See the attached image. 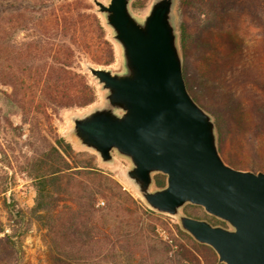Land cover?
<instances>
[{
    "label": "rangeland",
    "instance_id": "obj_1",
    "mask_svg": "<svg viewBox=\"0 0 264 264\" xmlns=\"http://www.w3.org/2000/svg\"><path fill=\"white\" fill-rule=\"evenodd\" d=\"M77 1L89 7L81 13L98 17L103 34L97 40L98 31H92L90 26L86 40L77 39L69 69V76L75 81H69L61 78L56 70L57 61L63 59L62 53H56V47L63 35L62 20L76 19V6L80 7ZM99 1L106 4L108 0ZM152 1L131 0L129 10L141 20ZM197 15L187 0H174L173 18L182 74L186 70L190 84L188 88L183 76L187 92L211 117L223 162L237 170L264 173V0H234L220 26L201 29L196 23ZM182 25L195 37L185 61L179 43ZM38 40L42 42L38 44ZM102 41L112 45L110 65L99 64L108 57ZM88 65L113 72L122 70L120 48L91 0H0V222L3 226L7 224L4 200L13 199L28 213L34 204L35 182L27 168L41 153L55 146L56 140L63 139L71 147L70 157L66 158L70 167L66 175L71 180L60 192L66 193L62 195V204L71 207L70 199L83 189L85 193L95 189L98 178L93 173L96 172L101 177L98 189L102 193H111L114 199L125 198V193L138 206L145 227L153 228L164 241L173 236L179 243L186 244L174 228L178 226L182 230L176 217L150 209L128 181L126 172L131 164L126 158L114 152L112 163L103 164L96 153L78 147L72 139L70 118L99 107L104 101V92L86 70ZM76 77L92 91L95 99L82 107L61 105L75 102ZM151 189H155L153 185ZM112 199L110 197L109 201ZM107 203L106 198L97 196L94 206L105 207ZM197 211L190 204L179 210L182 215L205 220L194 217ZM49 243L46 230L33 221L20 239L19 252L12 253L7 261L52 264ZM134 249L132 246L131 250ZM133 254L138 260L139 251L135 249L134 253L117 252L120 257L102 264H126Z\"/></svg>",
    "mask_w": 264,
    "mask_h": 264
},
{
    "label": "water",
    "instance_id": "obj_2",
    "mask_svg": "<svg viewBox=\"0 0 264 264\" xmlns=\"http://www.w3.org/2000/svg\"><path fill=\"white\" fill-rule=\"evenodd\" d=\"M120 48L122 70L86 66L103 104L70 118L72 139L103 164L126 158L128 181L144 203L176 217L195 242L222 264H264V173L223 162L211 117L187 92L177 44L174 0H153L143 19L131 0H91ZM165 186L152 190V175ZM186 204L225 223L182 215Z\"/></svg>",
    "mask_w": 264,
    "mask_h": 264
},
{
    "label": "trees",
    "instance_id": "obj_3",
    "mask_svg": "<svg viewBox=\"0 0 264 264\" xmlns=\"http://www.w3.org/2000/svg\"><path fill=\"white\" fill-rule=\"evenodd\" d=\"M187 1L198 13L196 23L202 29L205 26H220L228 6L234 0ZM78 4L80 7L76 6V19L62 20L63 35L56 47V53L63 54V59L57 61L56 70L61 78L69 81H75L69 76V69L77 39L84 42L90 26L93 28L92 31H98L97 40H100L103 34L98 17L93 13H81V10H87L89 7L81 1H77ZM194 39V35L182 25L179 29V43L184 61L188 57ZM41 42L42 40H38L37 43ZM101 44L107 48L108 57L99 64L110 65L113 62L112 45L107 41H102ZM86 47L90 48L87 45ZM94 61L97 62L96 59ZM185 72L183 71V76L189 88L190 84ZM76 84L75 102H64L61 105L82 107L93 102L95 98L92 91L77 77ZM216 121L218 125V117ZM70 154V145L63 139H58L55 141V146H50L31 162L27 172L35 182V198L28 213L19 208L13 199L10 202L3 201L7 224L3 226L0 222V234H2L0 264H11L7 259L12 253L19 252L20 239L27 233L33 221L43 226L47 232L52 264H102L109 259L115 260L116 257H120L117 256V252L129 250L134 253L135 249L139 251V259L135 260L134 254L130 255L126 264H219L209 247L193 241L178 226L174 227L177 236L185 239L186 244L179 243L173 236H169V241L159 238L153 232V228L144 226V220L139 217L138 206L133 199L125 193H123L125 198L117 196L114 199L115 195L110 196L111 193H102L98 189L102 182L96 172L93 173L94 177L98 178L95 189L88 193L83 189L82 193L70 199L73 203L71 207L62 204L64 201L62 195L66 193L60 192L64 189L63 185L71 180V177L66 175V171L70 169L66 158H69ZM165 180L164 175L154 174L152 185L155 189H161L165 186ZM97 196L106 198L107 206L96 208L94 204ZM110 197L113 198L111 201H109ZM190 207L198 210L194 217L205 219L213 226H226L224 222L206 215L199 207L191 205ZM150 214L155 213L150 211ZM132 246H135L134 250H131ZM126 248L127 250L124 251Z\"/></svg>",
    "mask_w": 264,
    "mask_h": 264
}]
</instances>
